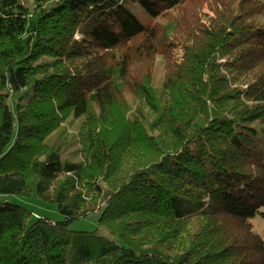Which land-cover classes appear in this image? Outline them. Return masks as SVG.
<instances>
[{
  "label": "trees",
  "instance_id": "obj_1",
  "mask_svg": "<svg viewBox=\"0 0 264 264\" xmlns=\"http://www.w3.org/2000/svg\"><path fill=\"white\" fill-rule=\"evenodd\" d=\"M27 1L0 0V195L63 220L0 201V264H264V0Z\"/></svg>",
  "mask_w": 264,
  "mask_h": 264
},
{
  "label": "rangeland",
  "instance_id": "obj_2",
  "mask_svg": "<svg viewBox=\"0 0 264 264\" xmlns=\"http://www.w3.org/2000/svg\"><path fill=\"white\" fill-rule=\"evenodd\" d=\"M25 3L30 5V2L24 0ZM77 39H81V36L77 35ZM159 65L157 66V68ZM159 69V68H158ZM76 125L73 126V130H76ZM0 201H13L28 207L34 214V218H49L52 223L63 220V216L58 212L55 205L40 200L36 194L30 197H20L13 195H0ZM102 214V210L97 211L87 218H83L73 222L69 230L70 231H87L91 232L98 227L99 218ZM255 227L261 237L264 240V218L262 216H256L252 219Z\"/></svg>",
  "mask_w": 264,
  "mask_h": 264
}]
</instances>
